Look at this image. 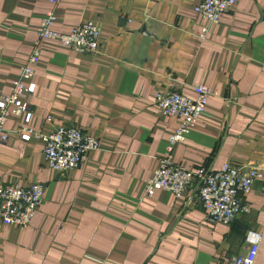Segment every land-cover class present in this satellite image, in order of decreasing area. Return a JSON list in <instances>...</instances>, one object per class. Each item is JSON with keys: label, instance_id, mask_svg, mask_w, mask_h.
Segmentation results:
<instances>
[{"label": "crops", "instance_id": "obj_1", "mask_svg": "<svg viewBox=\"0 0 264 264\" xmlns=\"http://www.w3.org/2000/svg\"><path fill=\"white\" fill-rule=\"evenodd\" d=\"M202 0H0V98L31 54L42 15L55 28L82 20L101 26L96 53L46 44L28 101L37 129L82 128L99 138L76 169L56 172L40 140L0 142V182L44 185L25 228L0 222V264H230L263 234L254 264H264V176L242 195L249 206L229 224L205 221L198 183L181 198L150 197L145 181L179 125L160 116L155 96L174 90L209 97L197 126L174 150L195 171L231 163L264 174V0H237L216 24L193 11ZM21 117L5 129L15 132Z\"/></svg>", "mask_w": 264, "mask_h": 264}, {"label": "built area", "instance_id": "obj_2", "mask_svg": "<svg viewBox=\"0 0 264 264\" xmlns=\"http://www.w3.org/2000/svg\"><path fill=\"white\" fill-rule=\"evenodd\" d=\"M57 2L58 0H49ZM237 0H202L193 6L194 13L216 24L222 15L233 8ZM58 15L55 10L45 12L35 30L34 47L19 75L13 80L11 91L0 98V142H8L15 135L23 141L40 140L47 166L56 172L73 170L81 166L90 152L100 147V140L83 132L82 128L58 125L43 130L33 125L34 114L28 98L35 91L34 74L42 62V51L46 44L80 53H96L101 44V26L96 20H82L71 31L55 28ZM194 96L174 90H161L155 96V106L160 116L179 118L178 127L168 137L167 148L160 165L145 181L146 194L152 197L157 190H168L181 198L186 190L198 183L199 199L205 212V221L211 224L231 223L249 206L242 199L248 194L256 180L264 174L257 167L243 169L225 163L220 169L193 170L174 162V150L183 142L204 115L209 97L216 92L206 84L192 88ZM11 117H21L15 132L5 129ZM45 188L39 182L22 185L17 182H0V222L25 228L44 200ZM263 234L247 232V250L232 257L230 264H254L260 249Z\"/></svg>", "mask_w": 264, "mask_h": 264}]
</instances>
